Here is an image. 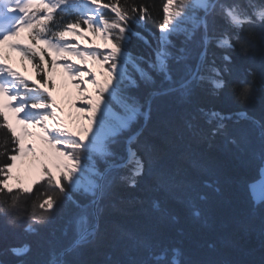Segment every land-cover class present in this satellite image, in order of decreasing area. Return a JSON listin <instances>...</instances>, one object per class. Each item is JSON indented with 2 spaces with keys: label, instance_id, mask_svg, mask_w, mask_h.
I'll return each instance as SVG.
<instances>
[{
  "label": "snow or ice",
  "instance_id": "obj_1",
  "mask_svg": "<svg viewBox=\"0 0 264 264\" xmlns=\"http://www.w3.org/2000/svg\"><path fill=\"white\" fill-rule=\"evenodd\" d=\"M152 19L151 5L144 0H0V216L11 224L26 214L24 231L39 237L37 248L44 257L22 259L32 251L25 243L9 249L21 258L19 264H80L69 258L103 239L105 217L115 207L116 186L136 188L146 174L152 179L151 192L180 199L191 217L208 222L202 208L208 197L200 188L218 194L216 182L203 179L198 185L178 164L164 162L146 133L157 101L172 99L188 105L205 83L212 94L228 88L239 103L247 102L251 81L230 85L225 74L236 70L230 67L232 57L225 54V63L217 66L210 47L238 45L246 54L251 42L249 37L241 38L239 31L246 24L264 26V0H163L162 17L155 21L157 31L149 32L150 41L135 29ZM88 33L104 42L103 49L89 40ZM133 37L151 50L147 58L130 51ZM78 40L88 43L81 48L72 42ZM4 46L32 66L31 82L8 63ZM73 57L98 64L104 79H98L91 68L78 67ZM56 68L68 74L80 93L76 110L84 123L79 131L61 118L53 95ZM244 71L254 76L252 69ZM141 83L148 89L143 98L137 95ZM85 84L93 86L94 96ZM196 112L214 124L206 134L197 128ZM235 116L237 124L248 119L246 112ZM232 118L231 113L203 108L186 110L179 123L169 115L162 120L165 139H183L188 132L208 139L224 137L239 146L255 136L261 144L260 172L264 174V120H252L251 128L233 136L225 123ZM121 144L122 152L117 150ZM19 169L27 173V183ZM260 185L259 203L264 204V179ZM149 205L159 218L176 221L163 199L152 196ZM62 207L59 225L42 236L40 229L48 227ZM116 235L142 254L114 264H228L182 260L179 248L162 246L130 230L119 229Z\"/></svg>",
  "mask_w": 264,
  "mask_h": 264
},
{
  "label": "trees",
  "instance_id": "obj_2",
  "mask_svg": "<svg viewBox=\"0 0 264 264\" xmlns=\"http://www.w3.org/2000/svg\"><path fill=\"white\" fill-rule=\"evenodd\" d=\"M151 5L153 19L146 26L136 28L151 41L149 32H156V19L162 17L163 0H144ZM68 17H65L67 20ZM221 24L223 21L220 22ZM241 38L249 37L251 47L242 55L236 45L233 49L216 48L213 44L210 51L215 54L217 66L225 62L222 57L228 54L232 57V65L236 70L231 75L225 74V79L231 85L240 81L250 80L251 93L246 103H239L235 93L225 88L212 94L207 83L198 88L188 105L172 99L159 100L154 105L152 121L146 137L160 149L164 162L178 164L182 172L194 178L199 185L203 179L215 181L220 192L217 194L209 189L200 188L207 195L202 208L208 217L203 223L194 219L183 202L170 198L164 193L151 192L152 179L146 174L139 178L136 188H128L118 184L114 189L113 203L105 217L101 242L94 247L82 248L78 255L70 257L80 264H114L125 261L130 255L139 256L142 253L131 249L126 241L117 239V230L126 229L143 236L150 237L162 246L177 247L181 250L182 260L189 261H225L228 264H264V204L254 202L249 192V183L259 176L260 141L253 136L248 143L239 146L227 143L224 137L208 139L206 135L199 136L186 132L183 139L169 137L165 139L166 129L162 120L169 115L179 118L185 111L195 112L199 108L206 111L216 110L225 114H233L231 120L225 121L227 131L236 136L238 130L251 128L252 120H264V26L246 24L239 31ZM235 44V41H233ZM129 49L134 55L148 57L150 49L137 38L133 37ZM252 69L254 76L249 77L244 71ZM157 82L159 77L155 76ZM147 87L141 83L137 95L143 98ZM246 112L247 120L235 123L236 113ZM197 128L206 134L214 124L206 123V118L196 112ZM3 133L0 131V136ZM238 139V136H237ZM122 145V144H121ZM118 151L123 150L117 147ZM182 155V158H180ZM198 162L199 166H194ZM3 194H0L2 196ZM152 196L163 199L165 206L177 217L172 222L162 219L154 213L149 205ZM30 201L28 204L30 205ZM30 210V209H29ZM64 208L57 213L48 227L41 228L40 234L46 236L51 228L59 225V216ZM0 216V264H19L21 258L14 256L9 249L25 243L32 251L22 259L32 261L43 259L37 248L38 236L24 231L28 218L23 215L14 223ZM209 244L214 245L210 248Z\"/></svg>",
  "mask_w": 264,
  "mask_h": 264
},
{
  "label": "bare ground",
  "instance_id": "obj_3",
  "mask_svg": "<svg viewBox=\"0 0 264 264\" xmlns=\"http://www.w3.org/2000/svg\"><path fill=\"white\" fill-rule=\"evenodd\" d=\"M89 36V40L93 44H98L101 45V49H103V44L104 42L97 36V37H92L90 33L87 34ZM74 43H78V45L83 48L86 46L88 43L87 41L84 40H78V41H72ZM72 60L76 63L78 67L82 68H91V70L95 73H97L98 79L103 80L104 77L103 75H100L101 69L100 66L92 61H84L81 63V61L75 57L72 58ZM72 62V61H70ZM56 73H54V78L58 82L59 86L54 89L53 95L56 98V102L61 109V118L63 121L68 124L73 130L79 131L80 130V125L84 123L83 121L79 120L80 113L77 112V107L80 104V93L78 90L74 87V82L69 79V76L67 73L63 71L61 68H56ZM26 76H29V74H26ZM33 77V76H32ZM30 77V78H32ZM88 92L90 94H93L94 96V90L93 86L91 84H85L84 85ZM13 116V114H12ZM29 131H38V129H33L29 128ZM119 147L123 148V145H120ZM260 179V170H259V176L253 180L252 182L249 183H254ZM253 199V198H252ZM254 201V200H253ZM259 202V201H255Z\"/></svg>",
  "mask_w": 264,
  "mask_h": 264
},
{
  "label": "rangeland",
  "instance_id": "obj_4",
  "mask_svg": "<svg viewBox=\"0 0 264 264\" xmlns=\"http://www.w3.org/2000/svg\"><path fill=\"white\" fill-rule=\"evenodd\" d=\"M24 35H25L24 33L21 34L22 37ZM3 54L8 57V63L16 71L22 73L24 76H26V74H29V76H27V77L29 78V82H31V80L34 78V75H35L32 66L29 65L27 63V61L21 60V58H20V56L18 55L17 52H15V51L7 48L6 46L3 47ZM56 71L57 70L54 69L53 72H52L53 80H54V83L56 85L55 88H57L59 86L58 82L54 78V76H55L54 73H56ZM30 77H32V78H30ZM8 116H9L10 121L13 123V125L18 127V125H16L15 120L12 119L13 116H12V113L11 112H8ZM16 174H17V172L14 171V175H16ZM19 174L25 177V182L27 183L28 182L27 173H25L23 169H19ZM10 183H11V181H10ZM249 192H250V189H249Z\"/></svg>",
  "mask_w": 264,
  "mask_h": 264
},
{
  "label": "water",
  "instance_id": "obj_5",
  "mask_svg": "<svg viewBox=\"0 0 264 264\" xmlns=\"http://www.w3.org/2000/svg\"><path fill=\"white\" fill-rule=\"evenodd\" d=\"M264 179V174H262L260 172V179L254 183H251L249 185V189H250V194H251V197L253 198V196L256 197V201H259V193H260V181Z\"/></svg>",
  "mask_w": 264,
  "mask_h": 264
}]
</instances>
